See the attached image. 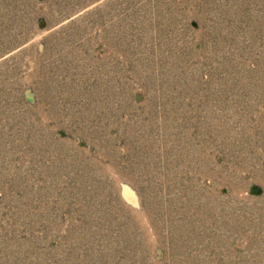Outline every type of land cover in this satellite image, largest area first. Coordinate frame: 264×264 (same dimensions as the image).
Segmentation results:
<instances>
[{
    "label": "rangeland",
    "instance_id": "1",
    "mask_svg": "<svg viewBox=\"0 0 264 264\" xmlns=\"http://www.w3.org/2000/svg\"><path fill=\"white\" fill-rule=\"evenodd\" d=\"M0 264H264V0H0Z\"/></svg>",
    "mask_w": 264,
    "mask_h": 264
}]
</instances>
